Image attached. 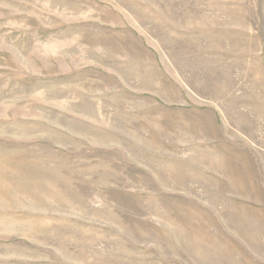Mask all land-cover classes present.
I'll return each instance as SVG.
<instances>
[{
  "label": "rangeland",
  "instance_id": "1",
  "mask_svg": "<svg viewBox=\"0 0 264 264\" xmlns=\"http://www.w3.org/2000/svg\"><path fill=\"white\" fill-rule=\"evenodd\" d=\"M257 81L264 0H0V264H264Z\"/></svg>",
  "mask_w": 264,
  "mask_h": 264
},
{
  "label": "crops",
  "instance_id": "2",
  "mask_svg": "<svg viewBox=\"0 0 264 264\" xmlns=\"http://www.w3.org/2000/svg\"><path fill=\"white\" fill-rule=\"evenodd\" d=\"M257 82L258 83L254 84V86L251 87L249 102L247 104L244 103V105L246 106L249 105L247 108H241V100H237V106L236 100L233 102V125L229 122L226 123V118L224 117L225 111L222 107L217 108L216 106L212 105L206 108V110L217 119L215 123L216 126L220 129L219 132L221 136L223 132L231 131L233 132V136L236 137L235 140L233 139L232 145L227 146L228 149H231V151L235 155H241L242 153H244V151H246L247 148L248 151H246V153L252 155L253 158L249 157L248 159V164H250L247 169L248 174L241 175L240 173L238 177L239 179L247 178L249 180L248 187L251 189L249 190V193L251 195L264 194V168H260V155H264V86L263 82ZM248 87H250V84ZM245 108L246 111H244ZM247 114L248 118L244 116ZM253 124L255 125V128H258L257 131H255L254 136L252 134H247L249 141L246 139L245 140L249 143H243L241 145L240 142H242V140H240V138H242V135L244 136L246 134L244 130H247L245 125L252 127ZM222 141L226 142V140ZM241 147L245 149L243 150V152ZM220 152L216 153L217 159H219ZM241 166V164H237V162H234L235 171H241Z\"/></svg>",
  "mask_w": 264,
  "mask_h": 264
}]
</instances>
